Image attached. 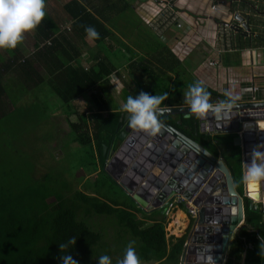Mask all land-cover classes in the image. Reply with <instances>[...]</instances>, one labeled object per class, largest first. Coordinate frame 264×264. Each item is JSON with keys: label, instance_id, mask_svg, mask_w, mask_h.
Listing matches in <instances>:
<instances>
[{"label": "trees", "instance_id": "1", "mask_svg": "<svg viewBox=\"0 0 264 264\" xmlns=\"http://www.w3.org/2000/svg\"><path fill=\"white\" fill-rule=\"evenodd\" d=\"M116 1L117 3H114L118 4V7L114 8V13L128 9L122 0ZM49 2L50 0H46V3ZM100 6V10L87 8L82 0H69L63 4L62 10L70 19V37L66 34L68 30H59L52 13L47 11L46 18L35 30L37 39L42 42L36 44L32 55V60L40 62L53 75L46 81L40 76L36 81H31L36 78V74L31 70L30 61L24 60L16 65L17 48L4 50L8 55L6 62L0 55V120L7 124L0 130V140H3V134L6 139L11 138L7 145L9 148L0 153V264H63L60 256L67 254L78 264H98L99 257L103 255L109 256L112 264H117L123 258L130 241H135L134 247L142 264L180 263L184 242L194 220H189L183 235L178 238L166 237L165 208L160 210L162 218H149L155 211L149 214L137 208L101 169V165L107 153L119 144L117 136L122 130L123 115L126 113L111 100L108 91L110 76L121 79L119 70L123 67L127 68L133 77L132 84H125L121 79L124 85L119 97L123 104L126 102V95H138L141 91L151 95L153 89L158 88L161 94L168 93V99L161 105H167L168 108L184 106V103L178 101L179 97L183 96L180 91L192 83L179 76L173 81H168V73L173 72L169 71L172 64H165L163 58H159V47L162 45L157 40L154 46L144 53L145 56L133 59V50L117 40V36L111 31L109 16L105 11L112 12L113 3L102 0ZM88 26L96 29L99 39H90L93 50L90 51L89 58L83 61L88 63L87 66H73V61L79 63L81 51L78 50V41L84 43L88 38L85 32ZM142 39L151 41L146 33L142 34ZM150 43L146 44L147 47ZM115 49H119L122 62L115 63L111 59L115 57ZM124 54L128 56L124 58ZM148 58H152L156 65ZM15 67L21 82L27 79L32 85L46 84L57 96L59 104L56 113L64 117L70 130L71 142L79 145L86 154L84 164L79 169L85 168L87 163L91 166L89 172L93 181L91 179V183L86 185V180L83 191L75 190L71 184L69 186L67 180L58 173L47 171L36 177L35 160L23 149L26 141L23 142L21 137H28L21 136L17 127L12 129V121L7 118L14 114L11 112L16 109L1 111L2 96L7 93L1 79L6 71ZM177 79L183 80V83L176 87L174 82ZM147 80L152 83L147 85ZM160 80L162 83L159 87ZM25 87L21 94L26 95ZM93 88H96L97 92L93 93ZM84 96H87L89 103L86 112L80 111L76 105L77 99ZM222 99L225 100L226 97ZM73 116L75 120L70 119ZM164 120L203 145L212 154L221 156L230 168L236 190V186L241 183L242 166L241 160L232 152L235 146L232 140L235 135L229 140L231 147L226 145V150L220 148L223 143L218 141L222 134H214L211 137L201 133L197 116L194 114L166 116ZM27 122L30 120L27 119ZM14 139L17 140L16 145ZM103 145L106 147L104 154ZM20 155L23 158H20ZM86 159L90 161L86 162ZM117 194L118 196H114ZM50 199L52 201H49ZM178 209L186 212L182 204L178 205ZM98 219L107 223V226H99L96 223ZM108 229L116 231L108 234ZM70 237H76L75 246L70 245L61 253L59 244L66 243ZM241 263L264 264L263 214L260 211H250L245 199L244 223L233 236L225 262Z\"/></svg>", "mask_w": 264, "mask_h": 264}, {"label": "water", "instance_id": "2", "mask_svg": "<svg viewBox=\"0 0 264 264\" xmlns=\"http://www.w3.org/2000/svg\"><path fill=\"white\" fill-rule=\"evenodd\" d=\"M235 19L242 22L237 15ZM243 27L249 30L248 24ZM257 39L264 41L260 37ZM262 107L264 101L236 103L227 118L217 120L211 114L197 118L201 133L208 130L211 134L235 135L232 141L241 151L242 176L244 163L251 160L252 149L264 144V119H245L239 123L236 118L244 108ZM169 109L162 117L191 114L189 107ZM127 118L128 113H125L122 121ZM160 122V131L154 136L134 130L127 123L117 136L118 146L107 153L102 169L143 212L162 209L173 197L192 202L197 213L179 264H211V259L215 264H225L232 238L244 223V199L250 211L262 212L264 221V208L259 210V206L264 207V184L251 190L248 183L243 182V195L240 196L235 191L230 168L221 156L212 154L161 119ZM105 148L103 145V154ZM148 187L152 188L153 194ZM142 192L147 193V198L141 197ZM257 192L262 198L254 201L250 194Z\"/></svg>", "mask_w": 264, "mask_h": 264}, {"label": "rangeland", "instance_id": "3", "mask_svg": "<svg viewBox=\"0 0 264 264\" xmlns=\"http://www.w3.org/2000/svg\"><path fill=\"white\" fill-rule=\"evenodd\" d=\"M68 1L69 0H51L46 4V11L52 13V16L55 18L59 30L63 29L64 31H66L65 29L69 27L70 24L69 17H67V15L62 11V5ZM97 4L101 5V3ZM128 4L133 6L134 0L128 1ZM118 12L119 11H116L108 17L111 31L116 36H118L117 40L120 41L121 39L122 43L133 48H131L134 53L131 54L133 59H137L139 56H145L143 53H147L148 50L151 49L152 45L154 46L155 40L148 41L142 39V34H148L149 31L139 23V20L137 19L135 13L132 12V10L126 9L123 12ZM106 25L109 26V24ZM66 32V34H68V36L70 37L71 33L69 31ZM37 40L38 39L34 31L26 34L23 43L17 46L18 53L16 65L23 63L24 60L31 62V70L36 74V78L32 79V82L36 81L38 76H40L44 81L50 79V77H53V75L48 72L47 68L43 67L40 62L38 63L35 60H32V55H34L35 47H37L36 44L42 42L40 40ZM85 42L87 44H82L78 41V46L80 47V53L82 56L79 58V63H77L76 60L73 61V66H78L79 64L81 67L87 66L88 63H85L83 61L89 58V53L91 50H93V44L89 38H86ZM149 42L151 43L147 47L146 44ZM118 50L115 49V51H113L115 57H111V59H113V62L115 63L123 61V58L118 53ZM152 52L153 54L155 53L154 51ZM0 55L6 62V60L8 59V55L6 54V52L4 50H0ZM126 55L127 54H124V58L128 56ZM152 58L148 59L152 61L153 65H156L155 61L152 60ZM195 60L196 59L193 58V56L183 59L177 57V62L172 60V66L169 67L171 68V70L169 71L173 72L168 73L170 75L168 81H173L177 76H179L183 80H189L188 83H192L190 82L191 73H177V70L183 67L180 70L183 71L185 67H191ZM119 71L121 74L120 78L124 81L123 83H133V77L130 76L127 68L122 67ZM17 73L18 70L15 67L14 69L8 70L3 74L1 82L5 85L7 93L6 95L2 96L1 111L8 112L14 108L16 109L11 112L14 114L7 118L12 121V129L17 127L20 131L19 134L21 136L28 137V139L21 137L23 142L26 141L25 144L23 143V149L25 152L29 153L31 159L34 158L32 160H35V163L37 165L35 169L36 177L43 175L47 171L52 172L53 174L58 173L67 180L69 186L71 184L72 188L74 187L75 190L83 191V185L85 181L88 180L86 181V185L91 183L92 176L89 172L91 166L87 165V163L85 168L83 167V169H79V167L84 164V156H86V154L84 153V150L79 147V145L76 146V144H73L71 142V135L69 132L70 130L64 117L61 114L56 113L58 111L56 110V107H58L59 104L57 96L55 95V93H52L50 89H48L46 84L32 85L31 81L27 79H25V82H21ZM30 76L32 77V75ZM115 78H113V76L109 78L111 84L109 85L108 91L110 93V97L112 98L111 100L115 102V104L120 108H122L123 103L122 99L119 96L122 85L124 84L121 83V80L118 81V79L116 80ZM162 80L159 81V87L162 83ZM183 80L180 81L179 79H177L174 82V84H176V87L177 85H182ZM148 82L149 83H147V85H150L152 83L150 81ZM24 83H27L28 85ZM25 85L26 87H28V89L25 87ZM23 87H25L26 95L20 93L23 90ZM186 90L187 89H183L182 91H180V93L183 94ZM95 92H97V90L96 88H93V93ZM152 92L153 93L151 95H161V92L158 88L153 89ZM87 96L77 99L76 105L78 106L80 111H87V106L89 104L87 101ZM128 96L129 95H126L125 98L127 99ZM27 119L28 121L30 120L29 123L27 122ZM70 119L75 120V117L73 116ZM5 125L7 124L4 120L1 119L0 130H3L5 128ZM232 135L233 134H222V136L218 137V141L223 143L220 145V148H225L227 150L226 145L231 147L229 144V140L232 139ZM2 138L3 140H0V153H4L6 148H9L7 145L11 140V138L6 139L4 137V134L2 135ZM16 141L17 140L14 139V145H16ZM232 152L237 155V158H239V160H241L242 166V155L239 147L234 146ZM20 158H23V156L20 155ZM89 161L88 159H86V162ZM243 190V180L241 176V183L236 186L235 191L239 195H243ZM114 196H118V194ZM49 201H52V199H50ZM164 210L166 212L169 211L164 217L166 237L178 238L179 236L183 235L184 231L187 230V226L189 225V218L186 213H184L183 210H179L183 213L181 214V212H179L177 208H173L172 210L166 208ZM151 215L152 216L149 218H162L160 210L151 213ZM96 223H98L99 226H107V223L103 222L102 220L100 222L99 219L96 220ZM192 226L193 225L190 226L188 235L191 232ZM115 231V229H108L107 233L110 234L112 232L113 234L115 233Z\"/></svg>", "mask_w": 264, "mask_h": 264}, {"label": "crops", "instance_id": "4", "mask_svg": "<svg viewBox=\"0 0 264 264\" xmlns=\"http://www.w3.org/2000/svg\"><path fill=\"white\" fill-rule=\"evenodd\" d=\"M82 1L87 8L92 7L100 10L99 8L102 7L97 4H102V0ZM122 1L128 6V9L135 13L139 23L149 31L147 35L150 36L148 38L151 41H158L157 33L146 26L145 20L153 19L157 14L155 11L164 6L155 0H134L133 6L128 4L130 0ZM228 1L231 0H175L173 10L180 15L184 27L182 30H176L173 25L162 26L168 29L163 32L166 42L159 40L160 45H162L159 47L161 52L159 58H163L165 64L171 63L172 60L176 61L177 58L170 50L176 47L177 41L185 40L188 44V54L185 58L193 56L196 60L191 67H185L183 71H180L183 68L181 67L177 70V73H191L190 82L192 83L203 80L206 88L216 94H211V102L216 103L223 100L222 97H226V91L237 97L236 103L246 101L249 103L250 101L262 102L264 101V41L257 39V37L264 39V0H241V3L234 4L232 8L228 6ZM109 2L113 3L112 12L109 11L106 14L111 16L118 4L114 3H117L116 0H109ZM214 4L217 5V10L212 12L210 7ZM237 13L239 17L241 16L244 19L242 24H248L250 35L245 34L248 31L245 28L239 30V32L233 30L227 39H223L229 44V49L223 47L220 42L217 45L216 33L219 26L229 25L232 27L237 25L238 21L234 16ZM160 14H163V12ZM185 36H188V38L185 39ZM120 41L122 40L120 39ZM78 50L80 51V47H78ZM210 63H213V66H210ZM160 66L164 65L160 64ZM251 83L257 84L260 91L256 93L252 100L245 98L248 95H244L243 99L240 98V88ZM178 101L184 103L183 107H188L183 96L179 97ZM209 135L212 137L214 134ZM263 208L259 206V210H263Z\"/></svg>", "mask_w": 264, "mask_h": 264}, {"label": "clouds", "instance_id": "5", "mask_svg": "<svg viewBox=\"0 0 264 264\" xmlns=\"http://www.w3.org/2000/svg\"><path fill=\"white\" fill-rule=\"evenodd\" d=\"M46 8V0H0V50H15L18 45L22 44L25 35L34 32L46 18ZM85 32L89 39H99V33L94 27H86ZM183 95L184 102L188 105L190 112L197 118H204L211 114L217 120L228 117L237 99L231 92L226 91L225 100L211 102V94L203 80L188 85ZM167 99V92L161 95H150L141 91L139 95H129L121 110L128 113V124L132 129L154 136L161 128L159 118L165 112L170 111L167 105L161 107ZM261 149H264V144H258L252 149L251 160L244 163L242 176L243 182L254 184L257 188L264 184V151ZM144 193L145 197H141L147 198V193ZM261 198L259 192L252 197L254 201ZM177 210L179 211L178 207ZM75 244L76 237H70L66 243L59 244L60 252L63 253L66 248L70 245L75 246ZM134 245L135 241L128 243L123 258L117 264H142ZM60 259L63 264H78L70 254L61 255ZM98 264H112V261L109 256L103 255L99 257ZM211 264H215L214 259H211Z\"/></svg>", "mask_w": 264, "mask_h": 264}, {"label": "built area", "instance_id": "6", "mask_svg": "<svg viewBox=\"0 0 264 264\" xmlns=\"http://www.w3.org/2000/svg\"><path fill=\"white\" fill-rule=\"evenodd\" d=\"M158 1L162 4L161 9H159L158 11H155V13H157L153 19H147L145 20V24L146 26H148L149 28H151L153 31H155L158 35V38L161 42H166V38L164 37V30L168 29L167 27H162L164 25H173L174 28L176 30H182V28L184 27L183 23L181 22V17L180 15H178L174 10H173V4L175 3V0H155ZM241 3V0H231L230 2L228 1L227 4L228 6H230V8L233 7L234 4L237 3ZM217 10V5L214 4L210 7V11L214 12ZM163 14H160L162 13ZM237 15L239 16V14L237 13ZM235 16V15H234ZM247 16H249V14H247ZM241 17V16H240ZM242 18V17H241ZM234 20V19H233ZM243 21L244 19L242 18V22L237 23V25L235 26H229V25H220L219 29L216 33V41H217V45L218 43H222L223 47H227L229 49V44L225 41H223V39H227L229 37V34L231 31H236L239 32V30H243ZM247 23V22H244ZM70 27H67L66 30L69 31ZM250 30H248L247 32H245V34L248 36ZM188 38V36H185V39ZM174 53L175 57L183 59L185 58V56L188 54V44L187 42L184 41H177V45L174 49L170 50ZM210 66H213V63L209 64ZM120 72V71H119ZM113 78H115L116 76L112 75ZM110 76V77H112ZM121 76V74H120ZM117 80V78H115ZM260 91V88L258 87L257 84L255 83H251L249 85H246V87H241L240 88V98L243 99L244 95H248L247 100H252L254 99V96L256 95V93ZM248 102V101H246ZM250 102H256V101H250ZM241 116L243 118H241ZM239 123H242L243 121L246 120H250V121H256V120H261L264 119V107L262 108H244L243 109V113L239 114L238 117L236 118ZM206 134H211V132H209L208 130H206L205 132ZM141 196L145 197V193L143 192L141 194ZM179 204L183 205V208L186 209V215L188 216L189 219H194L196 217V213H197V208L192 204V202H188L185 199L182 198H172L167 204H165L164 208H168L169 210H172L173 208H177ZM169 212V211H167ZM167 212L165 211L164 214L166 216Z\"/></svg>", "mask_w": 264, "mask_h": 264}, {"label": "bare ground", "instance_id": "7", "mask_svg": "<svg viewBox=\"0 0 264 264\" xmlns=\"http://www.w3.org/2000/svg\"><path fill=\"white\" fill-rule=\"evenodd\" d=\"M148 160H149V158L146 159V161H148ZM146 161H145V162H146ZM147 163H148V162H146V164H147ZM148 164H149V163H148ZM153 164H154V163H153ZM153 164H152V167H153ZM149 165H150V164H149ZM142 180H144V179H142ZM149 186H150V185H149ZM145 187H147V185H145ZM248 188L251 189V190H256L257 186L254 185V184H249V183H248ZM147 189H150V190H149L150 193L153 194V190H152V188L148 187ZM207 189H210V187H208ZM204 193H207V192H204ZM209 193H210V195H211V192H209ZM253 195H254V193H251V194H250L251 197H253ZM198 197H199V195H198Z\"/></svg>", "mask_w": 264, "mask_h": 264}, {"label": "flooded vegetation", "instance_id": "8", "mask_svg": "<svg viewBox=\"0 0 264 264\" xmlns=\"http://www.w3.org/2000/svg\"><path fill=\"white\" fill-rule=\"evenodd\" d=\"M192 114V113H191ZM190 114V115H191ZM178 116V115H181V114H169V115H167V116H171V117H174V116ZM182 115H185V114H182ZM166 117V116H165ZM128 119V118H127ZM160 119V118H159ZM161 120H162V122H164V123H166V124H168L169 126H171L168 122H166L165 120H164V117L163 118H161ZM127 123H128V120H125V121H123V124H122V129L124 128V126H126L127 125ZM171 128H174L173 126H171ZM175 129V128H174Z\"/></svg>", "mask_w": 264, "mask_h": 264}]
</instances>
